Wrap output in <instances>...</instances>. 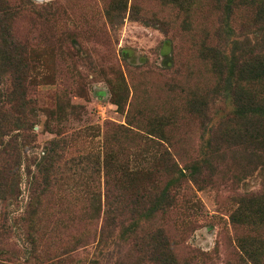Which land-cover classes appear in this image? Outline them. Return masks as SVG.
<instances>
[{
    "label": "rangeland",
    "instance_id": "1",
    "mask_svg": "<svg viewBox=\"0 0 264 264\" xmlns=\"http://www.w3.org/2000/svg\"><path fill=\"white\" fill-rule=\"evenodd\" d=\"M12 3L19 6L14 35L29 44L37 85L32 95L35 146L21 156L20 193L12 200L0 199V229L5 225L10 230L0 242L7 258L12 257L5 264H148L127 236L131 224L143 236L160 226L168 237L174 259L150 264H264V224L255 212L257 203L241 196L262 189L264 164L243 172L235 160L240 155L232 153L223 160L213 157L214 169L203 166L214 173L212 184L197 187L185 179L177 207L166 215L146 206L121 233L100 235L113 170L143 171L147 177L135 182H153L161 143L187 175V164L207 158L211 128L233 109L230 97L219 98L208 123L189 106L217 81L204 53L205 44L215 42V0ZM252 10H237L233 24L249 21ZM234 38L233 32L227 53ZM53 140H59L63 155L45 182L32 157L42 156ZM36 179L41 187L32 207L41 222L31 231L39 242L30 254L25 211ZM160 179L164 184L167 177ZM45 183L49 187L41 191ZM118 201L121 209L131 207L127 196ZM70 218L74 223L63 226Z\"/></svg>",
    "mask_w": 264,
    "mask_h": 264
},
{
    "label": "trees",
    "instance_id": "2",
    "mask_svg": "<svg viewBox=\"0 0 264 264\" xmlns=\"http://www.w3.org/2000/svg\"><path fill=\"white\" fill-rule=\"evenodd\" d=\"M174 1L178 2V0ZM19 2L26 4L27 0H19ZM215 2L219 8L215 42L205 44L204 53L217 75L216 85L205 89L200 97H194L189 106L208 123L210 121L208 114L219 98L230 97L233 109L218 118L219 122L211 128L205 141V148L210 151L206 153L207 158L201 164L196 161L187 164L188 166H185L189 169L187 175L183 173L184 168L173 160L169 150L161 143L157 145L155 151L160 165L156 171L157 182L155 177L153 182H147L143 186L135 180L141 176L147 177V173L143 171L130 173L121 167L117 171L113 170L109 174L110 182L106 186L108 208L101 218V236L113 235L114 231L121 233L146 206L152 213L166 215L177 207L178 188L185 179L197 187L212 184L214 173L203 171V166L213 167L215 165L213 157L223 160L229 153L234 156L240 155L241 158L235 159L237 167L246 173H251L264 164V0H215ZM247 7L253 9L250 13L251 19L235 26L232 18L237 10ZM18 10L19 6L13 4L12 0H0V199L3 201L15 199L19 195L17 170L21 156L35 146L31 144L35 141L32 127L36 115L35 98L32 95L37 81L35 82L32 76L34 61L29 44L18 41L14 35L12 22L16 19ZM233 32L238 39L234 38L230 41L231 47L227 53L228 38ZM249 34H253L255 39H251ZM58 142L59 140L51 141L50 144L53 146L46 148L42 156L32 157V161L37 166V173L44 175L42 178L45 182L49 173L56 168L57 161L62 157L60 155H63V147L61 144L57 145ZM4 163L8 164L7 167ZM125 173L130 175V180H121ZM161 176L167 177L164 184L161 183ZM36 181L35 189L33 184V199L31 198L32 201L27 204L28 209L25 211V223L30 232L41 222L35 216L36 212L32 207L36 191L41 187L38 179ZM116 182H119L118 185ZM170 184L175 185V188H171ZM262 185V189L258 192L239 195L257 203L255 212L262 219L263 225L264 179ZM44 186L48 188L49 184L45 183L41 191L45 190ZM126 196L130 200L131 207L124 210L118 206V198L126 199ZM101 206L100 203V209ZM124 214L128 219H125ZM95 218L91 217L89 220ZM74 221V218L67 219L63 222V226L70 227ZM133 225L127 226V236H130L131 242L142 252L141 257L146 263H155L167 258L174 259L171 245L162 227L158 226L143 236L134 232ZM8 232L10 230L3 225L0 229V242ZM27 237L31 245L30 254H33L39 242L38 234L31 232ZM11 260L12 257L7 258L0 244V264ZM97 262L94 264H99Z\"/></svg>",
    "mask_w": 264,
    "mask_h": 264
}]
</instances>
